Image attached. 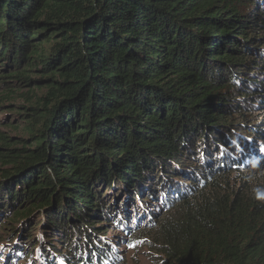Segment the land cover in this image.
<instances>
[{"label": "trees", "instance_id": "1", "mask_svg": "<svg viewBox=\"0 0 264 264\" xmlns=\"http://www.w3.org/2000/svg\"><path fill=\"white\" fill-rule=\"evenodd\" d=\"M0 86L46 111L0 176L12 262L118 264L119 229L264 264V0H0Z\"/></svg>", "mask_w": 264, "mask_h": 264}, {"label": "rangeland", "instance_id": "2", "mask_svg": "<svg viewBox=\"0 0 264 264\" xmlns=\"http://www.w3.org/2000/svg\"><path fill=\"white\" fill-rule=\"evenodd\" d=\"M29 75L31 77L40 76L37 71H32ZM9 89L11 90L10 92L1 93L4 90L0 86V94H2V97H0V134L9 141L7 145L3 146L0 144V176L4 170H10L16 166V162L19 159H13V157L20 154L19 150L21 148L28 146L27 140L31 137L29 130L36 131L38 124L41 123L46 113L43 105L38 106L39 100L44 93L43 91L31 90L28 92L27 97H23L22 95L25 93L24 88L16 87ZM5 118H8V120L4 121ZM0 221L2 222L3 218ZM8 233L0 231V254H4L5 260L8 261L7 264H41V260L35 252H33L34 259L32 262H24L34 245L32 244L25 248L22 243L26 242V240H21L20 245V249L23 250L25 248V251L12 262L11 258L20 251L16 243L12 244L6 241ZM116 234L124 237V240L119 244H115L120 258L118 264H164L162 262L163 258H159L157 253L151 252L150 249L146 248L143 241H127L129 234L119 229L108 233L107 237L112 238V235ZM16 248L17 250L13 252ZM26 249H29L27 253ZM35 261L37 263H34ZM0 264H4L2 258H0Z\"/></svg>", "mask_w": 264, "mask_h": 264}, {"label": "water", "instance_id": "3", "mask_svg": "<svg viewBox=\"0 0 264 264\" xmlns=\"http://www.w3.org/2000/svg\"><path fill=\"white\" fill-rule=\"evenodd\" d=\"M29 249H26V253L28 252Z\"/></svg>", "mask_w": 264, "mask_h": 264}, {"label": "flooded vegetation", "instance_id": "4", "mask_svg": "<svg viewBox=\"0 0 264 264\" xmlns=\"http://www.w3.org/2000/svg\"><path fill=\"white\" fill-rule=\"evenodd\" d=\"M12 216V215H11ZM11 216H9V218H11Z\"/></svg>", "mask_w": 264, "mask_h": 264}]
</instances>
